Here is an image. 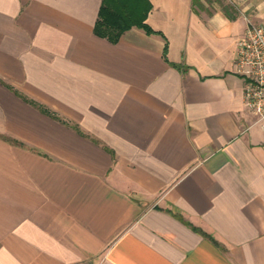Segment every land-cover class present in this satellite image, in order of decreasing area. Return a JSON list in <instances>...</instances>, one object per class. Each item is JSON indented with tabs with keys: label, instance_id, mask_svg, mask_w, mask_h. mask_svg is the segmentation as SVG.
<instances>
[{
	"label": "crops",
	"instance_id": "obj_1",
	"mask_svg": "<svg viewBox=\"0 0 264 264\" xmlns=\"http://www.w3.org/2000/svg\"><path fill=\"white\" fill-rule=\"evenodd\" d=\"M102 1L0 0V264H264V0H150L117 43Z\"/></svg>",
	"mask_w": 264,
	"mask_h": 264
},
{
	"label": "built area",
	"instance_id": "obj_2",
	"mask_svg": "<svg viewBox=\"0 0 264 264\" xmlns=\"http://www.w3.org/2000/svg\"><path fill=\"white\" fill-rule=\"evenodd\" d=\"M246 33L237 41L236 72L245 78L244 106L264 130V22H248Z\"/></svg>",
	"mask_w": 264,
	"mask_h": 264
},
{
	"label": "trees",
	"instance_id": "obj_3",
	"mask_svg": "<svg viewBox=\"0 0 264 264\" xmlns=\"http://www.w3.org/2000/svg\"><path fill=\"white\" fill-rule=\"evenodd\" d=\"M205 1L212 2L213 0H193L194 9L196 11L204 10ZM215 1L222 4L221 0ZM224 8L227 10V7L224 6ZM151 9L150 0H103L94 31L98 36L107 38L112 43H117L122 35L133 27L142 28L148 34H162L147 23ZM167 52L168 46L166 45L164 49L166 60ZM200 232L209 237L207 233Z\"/></svg>",
	"mask_w": 264,
	"mask_h": 264
},
{
	"label": "rangeland",
	"instance_id": "obj_4",
	"mask_svg": "<svg viewBox=\"0 0 264 264\" xmlns=\"http://www.w3.org/2000/svg\"><path fill=\"white\" fill-rule=\"evenodd\" d=\"M224 1H226V0H223L222 2H224Z\"/></svg>",
	"mask_w": 264,
	"mask_h": 264
}]
</instances>
